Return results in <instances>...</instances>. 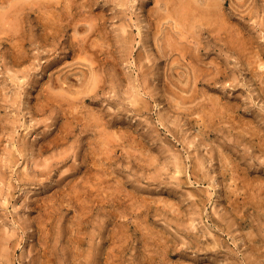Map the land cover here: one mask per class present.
<instances>
[{"label":"rangeland","instance_id":"374dc122","mask_svg":"<svg viewBox=\"0 0 264 264\" xmlns=\"http://www.w3.org/2000/svg\"><path fill=\"white\" fill-rule=\"evenodd\" d=\"M263 188L264 0H0V264H264Z\"/></svg>","mask_w":264,"mask_h":264},{"label":"bare ground","instance_id":"6f19581e","mask_svg":"<svg viewBox=\"0 0 264 264\" xmlns=\"http://www.w3.org/2000/svg\"><path fill=\"white\" fill-rule=\"evenodd\" d=\"M184 6H187V8H188L189 10L194 9L193 4H191V3H185ZM76 12H78V11H76ZM80 12H81V11H79V13H80ZM67 13H68V12H67ZM69 13H70V12H69ZM69 13H68V15H67L68 17H69V15H71V14H69ZM65 15H66V13H65ZM72 15H73V14H72ZM67 16H65V17H67ZM65 17H64V18H65ZM76 17H77V16H76ZM79 17H80V16H79ZM79 17H78L77 19H79ZM90 17H91V16H90ZM90 17H89V18H90ZM184 17H185V16H184ZM89 18H87V17L85 18V17H84V19H88V20H89ZM91 18H93V17H91ZM73 19H75V18H73ZM66 20H67V19H66ZM92 20H93V19L90 20V23H91ZM74 21H75V20H74ZM74 21H73V22H74ZM76 21H77V20H76ZM65 22H66V21H65ZM77 22H78V21H77ZM86 22H87V21H86ZM41 23H42V22H41ZM74 23H76V22H74ZM61 24H62V22H61ZM71 24H73V23H71ZM71 24H70L69 26H71ZM77 24H78V23H77ZM42 25H44V24H42ZM47 26H48V25H47ZM74 26H75V24H74ZM91 26H92V25H91ZM44 27H46V26H44ZM46 28H47V27H46ZM76 28H77V27H76ZM47 30H48V29H47ZM60 30H61V29H60ZM64 30H65V29H64ZM47 32H49V31H47ZM61 32H63V31H61ZM64 32H65V31H64ZM50 34H51V33H50ZM50 34H49V35H50ZM53 34H54V33H53ZM45 38H47V37H45ZM48 38H49V37H48ZM72 42H73V41H72ZM74 43H75V42H74ZM77 44H78V43H77ZM82 47H83V46H82ZM75 48H76V47H75ZM75 48H74V49H75ZM257 60H258V59H257ZM255 61H256V60H255ZM260 63H261V62H260ZM260 63H259V64H260ZM254 64L256 65L255 62H254ZM260 65H261V64H260ZM262 65H263V64H262ZM256 67H257V65H256ZM215 71L217 72V70H215ZM215 71H214V72H215ZM216 72H215V73H216ZM218 72H219V71H218ZM218 72H217V73H218ZM66 75H67V74H66ZM199 76H200V75H199ZM196 79H197V78H196ZM90 80H91V81H89V83H91V84H89V86H88V83H87V87H88V88H86V90L88 89V91L85 92L86 94L90 93L89 90L93 91V90L96 89V87H98L99 78H98L97 75H94ZM87 82H88V80H87ZM85 84H86V82H85ZM64 92H65V91H64ZM64 92H59V93L63 94ZM79 92H80V91H79ZM82 92H83V90H82ZM59 93H58V94H59ZM56 94H57V93H56ZM58 94H57V96L60 95V94H59V95H58ZM83 94H84V93H83ZM65 95H66V94H65ZM84 95H85V94H84ZM84 95H83V96H84ZM52 96H53V95H52ZM62 96H64V95H62ZM62 96H59V97H62ZM67 98H68V97H67ZM67 98H66V99H67ZM83 98H85V96H84ZM83 98H82V100H83ZM63 99H64V98H61V101H62ZM57 100H58V99H57ZM64 100H65V99H64ZM67 100H69V99H67ZM67 100H66V101H67ZM69 101H70V100H69ZM69 101H68V102H69ZM71 102H72V100L70 101L69 105L71 104ZM73 102H74V101H73ZM258 188H259V187H258ZM261 188H262V187H261ZM263 189H264V188H263ZM258 190H260V189H258ZM260 192H261V190H260ZM262 193H264L263 190H262ZM259 194H260V193H259Z\"/></svg>","mask_w":264,"mask_h":264}]
</instances>
